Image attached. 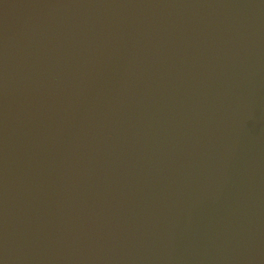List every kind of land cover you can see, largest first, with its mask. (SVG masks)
Returning a JSON list of instances; mask_svg holds the SVG:
<instances>
[{"label": "water", "instance_id": "1", "mask_svg": "<svg viewBox=\"0 0 264 264\" xmlns=\"http://www.w3.org/2000/svg\"><path fill=\"white\" fill-rule=\"evenodd\" d=\"M3 264H264V0H0Z\"/></svg>", "mask_w": 264, "mask_h": 264}, {"label": "snow or ice", "instance_id": "2", "mask_svg": "<svg viewBox=\"0 0 264 264\" xmlns=\"http://www.w3.org/2000/svg\"><path fill=\"white\" fill-rule=\"evenodd\" d=\"M0 264H3V262H2V261H0Z\"/></svg>", "mask_w": 264, "mask_h": 264}]
</instances>
